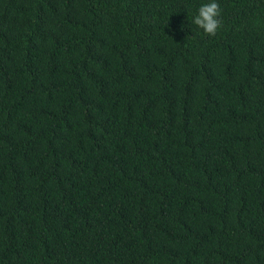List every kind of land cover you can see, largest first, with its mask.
<instances>
[{
    "label": "trees",
    "instance_id": "trees-1",
    "mask_svg": "<svg viewBox=\"0 0 264 264\" xmlns=\"http://www.w3.org/2000/svg\"><path fill=\"white\" fill-rule=\"evenodd\" d=\"M201 2L0 0V264H264V0Z\"/></svg>",
    "mask_w": 264,
    "mask_h": 264
},
{
    "label": "clouds",
    "instance_id": "clouds-1",
    "mask_svg": "<svg viewBox=\"0 0 264 264\" xmlns=\"http://www.w3.org/2000/svg\"><path fill=\"white\" fill-rule=\"evenodd\" d=\"M190 23L202 34L214 36L221 26V7L218 0H203L192 14Z\"/></svg>",
    "mask_w": 264,
    "mask_h": 264
}]
</instances>
